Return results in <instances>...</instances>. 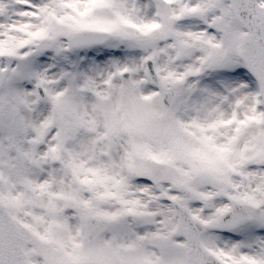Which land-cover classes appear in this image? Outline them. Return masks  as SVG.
I'll return each mask as SVG.
<instances>
[{
  "label": "snow or ice",
  "instance_id": "snow-or-ice-1",
  "mask_svg": "<svg viewBox=\"0 0 264 264\" xmlns=\"http://www.w3.org/2000/svg\"><path fill=\"white\" fill-rule=\"evenodd\" d=\"M0 264H264V0H0Z\"/></svg>",
  "mask_w": 264,
  "mask_h": 264
}]
</instances>
